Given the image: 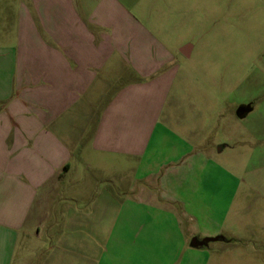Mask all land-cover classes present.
Returning <instances> with one entry per match:
<instances>
[{
  "label": "crops",
  "instance_id": "obj_1",
  "mask_svg": "<svg viewBox=\"0 0 264 264\" xmlns=\"http://www.w3.org/2000/svg\"><path fill=\"white\" fill-rule=\"evenodd\" d=\"M160 9L164 0H16L0 17V264H202L193 237L241 239L218 205L231 141L181 120L171 95L193 45L157 29ZM223 110L216 102L210 115ZM95 157L119 160L115 175L125 160L138 181L157 178V194L122 204L112 188L74 189Z\"/></svg>",
  "mask_w": 264,
  "mask_h": 264
},
{
  "label": "rangeland",
  "instance_id": "obj_2",
  "mask_svg": "<svg viewBox=\"0 0 264 264\" xmlns=\"http://www.w3.org/2000/svg\"><path fill=\"white\" fill-rule=\"evenodd\" d=\"M15 1L0 0V17L8 15V5ZM176 7L164 0L163 14L161 2L166 24L156 27L191 43L193 52L188 58L179 56L171 96L181 102V120L188 127L196 125L214 139L231 141L221 156L230 169L231 184L221 186L220 195L228 194L229 200L221 199L218 205L225 210L222 227L234 229L241 238L231 235L229 241H207L208 257L202 264H264V0H181V7ZM196 102L202 110L198 117L193 115ZM216 102L224 104V115L218 118L210 115ZM242 105L250 106V111L239 116L237 109ZM115 161L119 160L95 157L90 168L77 172L73 188L80 190L91 183L93 194L112 188L122 204L157 194V178L138 181L132 164L125 160L123 172L115 175L108 165ZM98 162L102 164L96 166ZM71 203L80 206L86 201L77 197ZM60 215L53 220L61 221ZM195 223L188 219L185 227ZM212 223L214 218L209 220Z\"/></svg>",
  "mask_w": 264,
  "mask_h": 264
},
{
  "label": "water",
  "instance_id": "obj_3",
  "mask_svg": "<svg viewBox=\"0 0 264 264\" xmlns=\"http://www.w3.org/2000/svg\"><path fill=\"white\" fill-rule=\"evenodd\" d=\"M246 108L245 107H243V106H240L238 109H237V114L239 115V116H243V115H245V113H246ZM211 238H205V239H203V240H200V239H198L197 237H193L192 238V240H191V246H193V247H199V246H202V245H204L208 240H210Z\"/></svg>",
  "mask_w": 264,
  "mask_h": 264
}]
</instances>
